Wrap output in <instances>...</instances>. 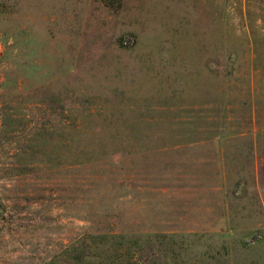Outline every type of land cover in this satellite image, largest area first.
<instances>
[{"label": "rangeland", "instance_id": "374dc122", "mask_svg": "<svg viewBox=\"0 0 264 264\" xmlns=\"http://www.w3.org/2000/svg\"><path fill=\"white\" fill-rule=\"evenodd\" d=\"M264 0H0V264H264Z\"/></svg>", "mask_w": 264, "mask_h": 264}, {"label": "crops", "instance_id": "0c3cea01", "mask_svg": "<svg viewBox=\"0 0 264 264\" xmlns=\"http://www.w3.org/2000/svg\"><path fill=\"white\" fill-rule=\"evenodd\" d=\"M261 186H262V193H263V197H264V167L262 170Z\"/></svg>", "mask_w": 264, "mask_h": 264}]
</instances>
